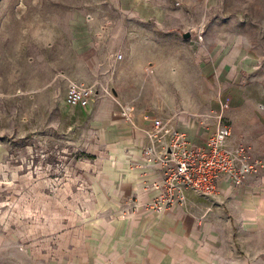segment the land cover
Returning a JSON list of instances; mask_svg holds the SVG:
<instances>
[{
    "label": "rangeland",
    "instance_id": "1",
    "mask_svg": "<svg viewBox=\"0 0 264 264\" xmlns=\"http://www.w3.org/2000/svg\"><path fill=\"white\" fill-rule=\"evenodd\" d=\"M238 49L253 62L222 77ZM73 82L96 90L92 106L66 102ZM233 85L262 107L264 0H0V264L79 261L106 154L99 100L215 128Z\"/></svg>",
    "mask_w": 264,
    "mask_h": 264
},
{
    "label": "crops",
    "instance_id": "2",
    "mask_svg": "<svg viewBox=\"0 0 264 264\" xmlns=\"http://www.w3.org/2000/svg\"><path fill=\"white\" fill-rule=\"evenodd\" d=\"M235 57L224 60L222 77L239 76L254 56L238 49ZM96 99L95 90L88 106ZM220 100L234 135L242 134L252 154L264 160V103L237 85ZM116 106L105 98L93 109L106 154L91 174L93 196L82 218L85 234L76 264H264V166L239 185L224 176L214 196L187 190L182 204L148 210L145 203L158 194L151 184L162 172L141 157L150 118L171 117L194 144L204 143L216 127L192 113L168 115L149 106H138L129 119L123 109L117 116ZM3 152L0 145V159Z\"/></svg>",
    "mask_w": 264,
    "mask_h": 264
},
{
    "label": "built area",
    "instance_id": "3",
    "mask_svg": "<svg viewBox=\"0 0 264 264\" xmlns=\"http://www.w3.org/2000/svg\"><path fill=\"white\" fill-rule=\"evenodd\" d=\"M94 94L92 86L73 82L66 91V102L85 107ZM122 112L130 117L131 111ZM150 119L151 124L145 131L148 142L143 146L141 157L159 164L162 172L151 184L158 194L145 203L148 210H164L182 204L187 190L214 196L224 176L239 185L246 175L264 166V160L252 154L251 144L242 134L235 136L227 123L219 124L204 143L194 144L171 117L152 116Z\"/></svg>",
    "mask_w": 264,
    "mask_h": 264
},
{
    "label": "water",
    "instance_id": "4",
    "mask_svg": "<svg viewBox=\"0 0 264 264\" xmlns=\"http://www.w3.org/2000/svg\"><path fill=\"white\" fill-rule=\"evenodd\" d=\"M183 35H184L185 37H188V36L190 35V32H189V31H186V32L183 33Z\"/></svg>",
    "mask_w": 264,
    "mask_h": 264
}]
</instances>
